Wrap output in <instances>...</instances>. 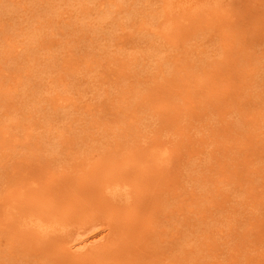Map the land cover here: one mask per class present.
<instances>
[{
  "label": "rangeland",
  "instance_id": "374dc122",
  "mask_svg": "<svg viewBox=\"0 0 264 264\" xmlns=\"http://www.w3.org/2000/svg\"><path fill=\"white\" fill-rule=\"evenodd\" d=\"M0 264H264V0H0Z\"/></svg>",
  "mask_w": 264,
  "mask_h": 264
},
{
  "label": "bare ground",
  "instance_id": "6f19581e",
  "mask_svg": "<svg viewBox=\"0 0 264 264\" xmlns=\"http://www.w3.org/2000/svg\"><path fill=\"white\" fill-rule=\"evenodd\" d=\"M165 161V160H164ZM119 190V188L113 189V193L116 194V192ZM112 193V192H111ZM95 226V225H94ZM89 226V227H83L81 230H77L69 239V248L74 252H82L87 251L89 247H93L94 245L101 242V240L104 237V234L102 231H94L93 229L96 227ZM95 247V246H94ZM89 250V249H88Z\"/></svg>",
  "mask_w": 264,
  "mask_h": 264
}]
</instances>
